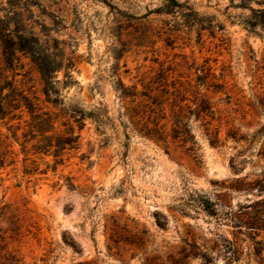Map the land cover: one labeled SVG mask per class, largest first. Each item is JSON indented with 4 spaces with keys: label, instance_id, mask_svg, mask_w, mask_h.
<instances>
[{
    "label": "rangeland",
    "instance_id": "rangeland-1",
    "mask_svg": "<svg viewBox=\"0 0 264 264\" xmlns=\"http://www.w3.org/2000/svg\"><path fill=\"white\" fill-rule=\"evenodd\" d=\"M13 12L42 42L50 38L63 59L54 83L64 106L45 101L44 82L28 56L4 71L0 46V73L56 113L60 132L71 126L80 135V147L61 160L30 154L24 162V120L19 142L1 128L17 155L15 165L0 170V207H10L16 227L1 217L0 227L21 264H170L192 246L195 255L183 264H204V251L226 264L218 256L223 240L239 236L244 247L251 244L238 234L237 216L264 194L230 187L239 177L264 175L263 138L251 143L264 125L257 108L264 98V0H0V19L15 21ZM199 77L226 83L220 93L204 88L216 110L209 127L220 131L218 147L200 121L191 122L199 161L177 144L166 152L134 132L119 83L189 88ZM72 111L93 116L80 129ZM231 129L246 138H228ZM232 160L243 162L242 171L234 172ZM33 161L37 173L25 175L24 165ZM207 202L217 203V216L206 212ZM239 264L259 263L245 256Z\"/></svg>",
    "mask_w": 264,
    "mask_h": 264
},
{
    "label": "trees",
    "instance_id": "trees-1",
    "mask_svg": "<svg viewBox=\"0 0 264 264\" xmlns=\"http://www.w3.org/2000/svg\"><path fill=\"white\" fill-rule=\"evenodd\" d=\"M13 14L18 17L15 21L0 19V46L4 71H13L20 63V56H28L37 67L44 82L45 101L56 108L59 105L64 106L59 98L60 91L54 83L55 73L64 68L63 59L60 60L59 55L52 51L49 36L47 42H42L40 35L33 27H29L17 12ZM54 24H56L55 21ZM44 28L48 29L46 25ZM52 40L55 41V39ZM56 50L59 48L56 47ZM73 66V60L67 59L65 67L67 77H71L69 70ZM198 80L200 83L190 85L189 88L185 87L184 83H142V90H139L137 84L125 86L119 83L118 90L125 104L124 116L127 122L140 137L163 146L166 152H169L170 145L177 144L195 161H199L201 148L193 133L191 122L200 121L202 126H205L213 147H218L222 143L220 131H211L209 127L211 121L215 120L216 110L212 97L204 92V88L206 87L207 90L213 88L214 93H220L226 89V83H206L205 77L204 81L200 77ZM192 87L195 89H191ZM227 98L230 99V96ZM257 108L259 113L264 115V98L261 99ZM65 110L61 109V111ZM72 112L74 115L71 117L81 123L80 129H82V122L93 116L92 113L89 116L84 111ZM57 118L56 113L44 110L39 103L30 98L22 85L15 83L14 79L9 80L4 73H0V170L15 165L17 155L13 144L6 143L9 136H4L1 132L3 125L11 132L12 138L19 142L18 131L21 130V123L24 120L27 130L22 132L23 141L20 143L21 152L25 155L24 162L30 159L28 157L30 154H52L56 159L61 160L65 151L78 149L80 135H76L71 126L66 131L60 132L56 126ZM15 121H18L17 125L13 123ZM3 137L5 140H2ZM227 137L235 140L246 138L239 135L235 129H231ZM262 138L258 156L264 159V125L253 135L251 143ZM242 163L231 161L234 172L242 171L240 167ZM33 164L34 161L32 165H24L25 175L37 173L38 168ZM70 186L74 188L73 184ZM230 188L246 192L257 190L260 194H264V175L253 181H249V174L239 177ZM216 206L217 203L207 202L205 210L210 216H217ZM247 209L237 216L235 227L238 228V234L244 236L243 241L249 240L251 244L244 247L238 235L235 240H223L219 246L218 256L222 255L226 264L234 262L239 264L245 256L253 257L259 264H264V240L259 239L261 234H264V198L247 206ZM10 213L9 206L0 207L2 220H6L10 226L15 228L14 215ZM160 225L165 226L162 223ZM6 233L0 227V264H21L16 253L8 249ZM73 247L80 251L75 244ZM195 248L192 246L190 251L183 249V257L180 259L170 257V264H183L187 258L195 255L193 252ZM202 258L204 264H216L215 257L211 253L204 251Z\"/></svg>",
    "mask_w": 264,
    "mask_h": 264
}]
</instances>
